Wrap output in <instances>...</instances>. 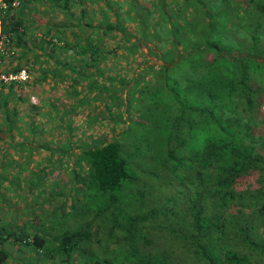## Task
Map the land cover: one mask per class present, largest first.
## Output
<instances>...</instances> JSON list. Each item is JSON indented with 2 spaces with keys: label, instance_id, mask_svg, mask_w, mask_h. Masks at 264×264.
Returning <instances> with one entry per match:
<instances>
[{
  "label": "trees",
  "instance_id": "trees-1",
  "mask_svg": "<svg viewBox=\"0 0 264 264\" xmlns=\"http://www.w3.org/2000/svg\"><path fill=\"white\" fill-rule=\"evenodd\" d=\"M2 1L0 31L8 47L13 55L31 54L33 65L42 54L52 65L39 70L42 79L50 75L52 85L64 84L75 96L102 97L107 110L125 108L129 115L132 103L148 104L156 115L163 110L164 167L185 166L193 197L179 205V219L146 209V187L159 179L149 169L155 161L148 149L141 159L151 164L139 175L132 167L140 147L130 158L116 140L79 146L67 156L103 202L84 213L72 187L70 212L54 207L29 215L24 207L25 220L12 209L9 220H0V264L22 251L51 264H184L175 249L192 254L190 264H253L251 253H264V0ZM83 1L102 6L90 13L80 8L71 18L69 8ZM41 6L62 17H37ZM151 53L160 64L148 59ZM24 83H0V107ZM9 118L0 140L12 128ZM171 185L166 181L164 191ZM130 200L137 202L134 213ZM54 217L75 224L53 230Z\"/></svg>",
  "mask_w": 264,
  "mask_h": 264
},
{
  "label": "rangeland",
  "instance_id": "rangeland-1",
  "mask_svg": "<svg viewBox=\"0 0 264 264\" xmlns=\"http://www.w3.org/2000/svg\"><path fill=\"white\" fill-rule=\"evenodd\" d=\"M87 2L83 1V4ZM73 7L68 13L71 18L79 14L78 6ZM55 11L51 13L48 7L41 6L35 15L41 16L42 19L53 17L58 22L62 15L55 16L54 14L58 13ZM88 13H90L89 9ZM41 46L43 44H39V47ZM41 55L39 54L38 58L40 63L33 65L30 61L31 54L21 55L15 52L1 66L5 67L3 71H13L17 65H24L28 80L21 86H15L12 94L7 96L9 98L6 106L0 107V128H4L5 114L10 117L12 125L11 130L6 131L3 139L0 140V220L6 221L8 215L13 212L12 209H15V213L20 218H24L22 215L24 207H29V215L35 212L46 213L48 209L54 207L62 208L64 213L70 212V201L67 197L72 187L74 188L71 193L82 202L84 213L87 211L91 213L96 205L103 202L104 196L97 193L92 183L85 185L84 171H80L78 162L67 154L77 150L79 146L99 145L107 140H116L121 143L123 150L132 155L130 158L136 154V148L140 147L142 153L135 158L136 164L132 167V171L134 173L138 171L139 175H143L146 171V169L140 170L141 168L151 164V161L141 159L144 154H147V149L149 150L155 161L149 169L157 172L159 179L157 183L147 185L146 188L149 191H146L150 192L151 201L145 198L144 206L146 209L156 206V210L163 214L165 212L178 216L179 205L188 204L193 197V190L189 179L185 178L184 165L176 168L173 164L166 162L164 167V156L161 154V148L164 145V124L162 121L159 122L162 117L164 118V114L160 113H163V110L160 108V112L156 115L148 111L149 109H145L148 104L143 103L136 107L132 103L131 113L127 115L125 108L117 109V107L107 110L102 97L75 96L64 84L52 85L50 75L42 79L39 70L52 65L43 62ZM148 57L156 63L161 62L153 53ZM68 80L70 81L69 76ZM124 103L126 104L125 100ZM261 103L260 111L264 108V90L261 93ZM12 110L15 114L11 113ZM137 111L142 113L138 114ZM150 113L154 118L148 117ZM141 117L145 121L142 125H138L136 122L141 121ZM30 123L34 128L33 135L30 133ZM21 143L27 147L21 148ZM196 144L198 140L193 138L188 146L191 145L193 148ZM177 155H182V152H178ZM168 180H171L172 185L166 186L168 190L164 191V183ZM152 186L154 189L150 191ZM125 193L124 189L119 192L120 196L127 197ZM64 195L66 199L62 198ZM65 200L67 202L63 206L61 202ZM129 204V213H134L137 206L136 200L134 202L130 200ZM122 208L126 209L127 205L123 204ZM72 216L78 218L74 214ZM49 218L53 220V217ZM38 219L43 221V216H39ZM176 219H179V216ZM156 223L161 224L157 219ZM54 224L53 230L63 226L72 227L75 219L62 220L60 217H54ZM47 229L51 230V228ZM175 251H178L175 254L176 258L182 259L184 264H190L188 261L192 254L184 253L179 249ZM246 252L248 250H244V253ZM13 256L14 259L7 261L6 264H51V261L30 256L25 251L14 252ZM251 257L253 264H264V253L262 255L251 253ZM53 259L57 263L59 257L56 256ZM137 261L138 259H135V263Z\"/></svg>",
  "mask_w": 264,
  "mask_h": 264
},
{
  "label": "built area",
  "instance_id": "built-area-1",
  "mask_svg": "<svg viewBox=\"0 0 264 264\" xmlns=\"http://www.w3.org/2000/svg\"><path fill=\"white\" fill-rule=\"evenodd\" d=\"M18 0H13L12 5H16ZM0 8L4 9L5 4L0 0ZM13 55V50L8 47L7 39L0 31V67L7 61L9 56ZM28 80V74L23 67L14 71H3L0 69V83L12 82L14 84H21Z\"/></svg>",
  "mask_w": 264,
  "mask_h": 264
},
{
  "label": "crops",
  "instance_id": "crops-1",
  "mask_svg": "<svg viewBox=\"0 0 264 264\" xmlns=\"http://www.w3.org/2000/svg\"><path fill=\"white\" fill-rule=\"evenodd\" d=\"M76 1H78V0H76ZM80 1H82V0H80ZM76 5L78 6V11H79L80 8H83V7H87V10H88V9L91 10V8H92V9H94V11H95V10H96V7L102 6L101 3L97 4V6H95V4H90V3L83 4V3L75 2V3L72 4V6L69 8L68 13L71 12L70 10H72V9L74 8L73 6H76ZM93 6H94V7H93ZM55 12H57V11H55ZM95 14H97V13H95Z\"/></svg>",
  "mask_w": 264,
  "mask_h": 264
}]
</instances>
